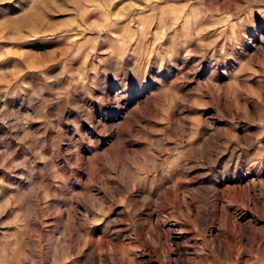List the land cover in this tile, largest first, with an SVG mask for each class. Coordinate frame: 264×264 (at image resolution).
Instances as JSON below:
<instances>
[{"label": "rangeland", "instance_id": "1", "mask_svg": "<svg viewBox=\"0 0 264 264\" xmlns=\"http://www.w3.org/2000/svg\"><path fill=\"white\" fill-rule=\"evenodd\" d=\"M0 264H264V0H0Z\"/></svg>", "mask_w": 264, "mask_h": 264}]
</instances>
